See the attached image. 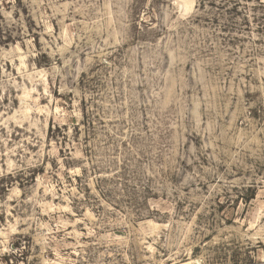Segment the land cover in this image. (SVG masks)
<instances>
[{
  "label": "rangeland",
  "instance_id": "rangeland-1",
  "mask_svg": "<svg viewBox=\"0 0 264 264\" xmlns=\"http://www.w3.org/2000/svg\"><path fill=\"white\" fill-rule=\"evenodd\" d=\"M0 264H264V0H0Z\"/></svg>",
  "mask_w": 264,
  "mask_h": 264
}]
</instances>
